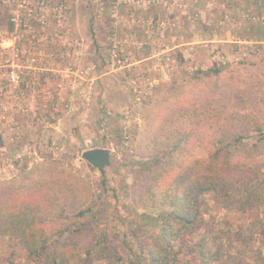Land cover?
<instances>
[{
    "label": "rangeland",
    "instance_id": "rangeland-1",
    "mask_svg": "<svg viewBox=\"0 0 264 264\" xmlns=\"http://www.w3.org/2000/svg\"><path fill=\"white\" fill-rule=\"evenodd\" d=\"M144 2L0 0V187L49 199L50 243H79L91 264H139V255L146 263L143 246L161 243L165 209L136 202L167 178L162 169L149 176L135 157L161 147L151 130L166 125L185 145L180 160L193 164L213 148L214 110L264 122V0ZM253 135L263 162L264 135ZM92 148L111 150L103 173L82 157ZM211 200L199 215L203 228L217 216L211 235L262 219ZM0 264L40 263L0 234ZM175 264L198 260L182 254Z\"/></svg>",
    "mask_w": 264,
    "mask_h": 264
},
{
    "label": "trees",
    "instance_id": "trees-1",
    "mask_svg": "<svg viewBox=\"0 0 264 264\" xmlns=\"http://www.w3.org/2000/svg\"><path fill=\"white\" fill-rule=\"evenodd\" d=\"M209 71L217 75L221 69ZM214 112L215 124L221 126L211 135L213 148L193 164L180 160L185 145H177L164 124L151 130L153 142L161 147L135 155L148 161L142 169L149 176L162 169L167 177L160 190L151 192L150 186H145L141 194L136 192L140 194L136 202L142 208L165 209L163 224L159 223L161 214L158 215L161 243L143 246L146 263L139 255V264H175L181 261L182 254L198 260V264H264V161L255 158L256 140L250 142L255 138L253 133L264 135V122L251 118L250 114L221 120L223 113ZM234 123L237 124L232 126ZM186 139L182 138L184 144ZM206 198L234 215L256 210V218L261 215L262 219L248 222V231L231 234L230 228L221 227L220 234L211 235L217 231L216 215L213 225L205 221L203 228L199 224ZM48 205L50 201L44 197L22 199L12 186L0 187V234L17 242L29 259L40 264H91L87 261L90 251L83 252L79 243L72 240L50 243V234L44 227L52 213H47ZM61 237L62 234L57 239Z\"/></svg>",
    "mask_w": 264,
    "mask_h": 264
},
{
    "label": "water",
    "instance_id": "water-1",
    "mask_svg": "<svg viewBox=\"0 0 264 264\" xmlns=\"http://www.w3.org/2000/svg\"><path fill=\"white\" fill-rule=\"evenodd\" d=\"M111 150L106 148H92L85 150L82 157L98 168L103 173L106 166L110 165Z\"/></svg>",
    "mask_w": 264,
    "mask_h": 264
},
{
    "label": "built area",
    "instance_id": "built-area-1",
    "mask_svg": "<svg viewBox=\"0 0 264 264\" xmlns=\"http://www.w3.org/2000/svg\"><path fill=\"white\" fill-rule=\"evenodd\" d=\"M144 3L150 4L152 2V0H144ZM125 3H141L143 2V0H124ZM111 56H112V61L115 64H123L124 63V57H119V53L117 52L116 49H113L111 52ZM34 60V59H33ZM23 66L21 64H17L15 65V67L10 71L9 77L10 80L13 81L14 83H19L20 82V73H21V68Z\"/></svg>",
    "mask_w": 264,
    "mask_h": 264
},
{
    "label": "crops",
    "instance_id": "crops-1",
    "mask_svg": "<svg viewBox=\"0 0 264 264\" xmlns=\"http://www.w3.org/2000/svg\"><path fill=\"white\" fill-rule=\"evenodd\" d=\"M164 2H166V0H163ZM127 11V10H126ZM123 12H125V8L123 9ZM119 30H123V28H120ZM137 35V34H136ZM135 37V35L131 34L129 35V38L132 40ZM37 70H35V74H37L38 72H36Z\"/></svg>",
    "mask_w": 264,
    "mask_h": 264
}]
</instances>
